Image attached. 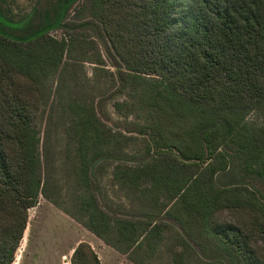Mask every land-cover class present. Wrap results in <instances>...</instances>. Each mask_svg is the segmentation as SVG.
Returning <instances> with one entry per match:
<instances>
[{
  "label": "trees",
  "instance_id": "16d2710c",
  "mask_svg": "<svg viewBox=\"0 0 264 264\" xmlns=\"http://www.w3.org/2000/svg\"><path fill=\"white\" fill-rule=\"evenodd\" d=\"M78 1L58 0L46 27L20 25L0 10V264L16 260L29 209L46 195L40 83L84 50V41L49 34L65 27ZM86 9L121 63L128 101L116 110L143 122L145 159L115 166V184L184 229L195 223L212 234L232 264H264V195L252 181L264 178V0H86L79 12ZM94 55L88 61L108 75L102 54ZM67 108L75 212L57 205L123 253H154L165 225L111 215L92 187L95 162L136 138L102 121L92 102L72 99ZM231 171L238 181L220 185L219 174ZM224 211L233 223L220 222ZM70 262L102 264L88 241L73 247Z\"/></svg>",
  "mask_w": 264,
  "mask_h": 264
},
{
  "label": "rangeland",
  "instance_id": "374dc122",
  "mask_svg": "<svg viewBox=\"0 0 264 264\" xmlns=\"http://www.w3.org/2000/svg\"><path fill=\"white\" fill-rule=\"evenodd\" d=\"M57 2L0 0V10L20 25L27 23L46 27L48 10ZM85 3L86 0H79L73 5L63 22L65 27L49 30V34L57 38L73 36L85 44L83 51L80 48L66 55L60 69L40 83L43 103L36 125L42 137L40 155L47 182L46 195L41 194L38 204L29 209L28 227L13 264H71L70 251L80 240L91 243L102 264H232L212 234L195 223L184 229L176 220L165 213L159 214L157 208L115 184V166L140 165L145 159L142 155L143 137L139 132L143 122L135 115L119 113L115 108L117 102L128 101L119 80L121 63L99 21L88 9L79 12ZM97 51L105 60L104 67L110 71L108 75L101 74L95 69L96 64L88 61ZM72 99L92 102L102 121L114 130L136 138L95 162L91 168L92 187L101 207L111 215L153 220L165 225L164 240L154 253L146 247L123 253L97 237L70 214L75 212L73 196L76 185V144L70 139L72 113L67 108ZM239 178L235 171L220 173L218 183L226 185L237 182ZM252 181L264 195V178L254 177ZM220 222L233 223L234 217L229 211H224ZM259 245H263L262 240Z\"/></svg>",
  "mask_w": 264,
  "mask_h": 264
},
{
  "label": "crops",
  "instance_id": "0c3cea01",
  "mask_svg": "<svg viewBox=\"0 0 264 264\" xmlns=\"http://www.w3.org/2000/svg\"><path fill=\"white\" fill-rule=\"evenodd\" d=\"M80 241H81V240H80ZM80 241H78V242L76 243V245H77ZM72 252H73V248L71 249L70 253L72 254Z\"/></svg>",
  "mask_w": 264,
  "mask_h": 264
},
{
  "label": "built area",
  "instance_id": "2783aa9c",
  "mask_svg": "<svg viewBox=\"0 0 264 264\" xmlns=\"http://www.w3.org/2000/svg\"><path fill=\"white\" fill-rule=\"evenodd\" d=\"M68 264V263H67Z\"/></svg>",
  "mask_w": 264,
  "mask_h": 264
}]
</instances>
